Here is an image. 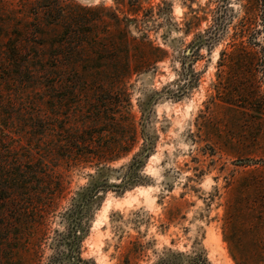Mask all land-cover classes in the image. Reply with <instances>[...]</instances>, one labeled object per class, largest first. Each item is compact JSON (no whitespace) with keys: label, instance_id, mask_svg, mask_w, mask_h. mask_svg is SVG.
<instances>
[{"label":"rangeland","instance_id":"obj_1","mask_svg":"<svg viewBox=\"0 0 264 264\" xmlns=\"http://www.w3.org/2000/svg\"><path fill=\"white\" fill-rule=\"evenodd\" d=\"M76 5L103 7L101 19H82L92 23V39L81 37L77 59L100 63L105 86L122 79L115 82L125 91L122 109L155 143L144 183L104 194L82 256L151 264L173 250L203 253L211 264H264V0H0V47L15 31L51 47L68 30L66 16L93 14ZM33 97L32 84L0 75V119L22 144L29 130L21 115L32 111ZM91 172H67L62 206ZM49 225L63 228L59 216Z\"/></svg>","mask_w":264,"mask_h":264},{"label":"trees","instance_id":"obj_2","mask_svg":"<svg viewBox=\"0 0 264 264\" xmlns=\"http://www.w3.org/2000/svg\"><path fill=\"white\" fill-rule=\"evenodd\" d=\"M76 7L93 14L66 16L68 30L51 47L45 41H23L20 31L0 47V75L25 80L34 91L32 111L21 115L28 122L23 124L29 130L25 143L11 136L7 118L0 119V264H41L48 239L52 254L45 264H96L82 256L94 211L108 190L123 193L144 183L141 172L155 148L139 131L135 114L122 109L125 91L115 86L122 79L116 76L112 86H105L98 76L104 68L100 63L77 59V49L86 41L81 37L92 32V23L82 21L101 19L97 12L103 7ZM57 14L59 20L63 13ZM92 91L94 102L82 106L83 96ZM87 167L93 170L88 183L62 206L70 184L67 172ZM115 171L118 181L110 182ZM54 216L60 217L62 229H51ZM151 264L211 263L203 253L170 250Z\"/></svg>","mask_w":264,"mask_h":264}]
</instances>
